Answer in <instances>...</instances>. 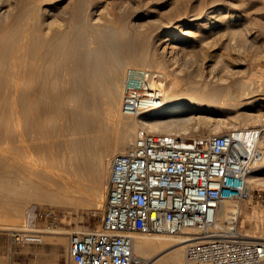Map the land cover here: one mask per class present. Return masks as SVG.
Wrapping results in <instances>:
<instances>
[{"label": "bare ground", "instance_id": "6f19581e", "mask_svg": "<svg viewBox=\"0 0 264 264\" xmlns=\"http://www.w3.org/2000/svg\"><path fill=\"white\" fill-rule=\"evenodd\" d=\"M6 1L7 7L0 12V130L4 135L18 134L13 138L19 144L9 146L11 153H32L37 161L20 162L13 154L20 162L16 166L8 161L9 153L0 154V230L40 231L41 239L52 238L55 246L65 243L70 231H89L78 225L72 229L38 225L32 207L47 202L100 210L112 158L130 146L139 128L184 139L219 133V127H209L211 123L225 125V132L241 130L248 139L257 140L260 152L248 182L264 185V76L254 81L250 73L230 68L219 54L206 48L201 52V40L197 48L194 44L180 46L182 58L196 63H184L193 66L194 78L190 70L189 83L179 80L183 64H178V75L171 72L178 60L173 43L183 37L182 27L205 19L203 25L211 37L202 39L204 43H210L213 35L212 39L222 38V30L234 18L222 11L228 0H213L209 9H204L203 0H194L191 6L197 12L185 21L182 9L189 6V0H180L181 14L173 10L176 16L166 19L167 23L158 19V14H165L159 0ZM210 15L218 16L217 22L208 20ZM140 17L149 23V34L160 28L164 31L167 36L161 42H168L163 48L172 43L169 55H150L141 44L142 51L137 48L136 43L145 40L148 32L138 26ZM127 19L133 20L129 25L137 35L134 38L143 33L142 40L129 37L132 34L121 23ZM171 27L181 28L171 31ZM152 62L156 69L147 84L157 89L152 93L157 97L137 114L124 113L121 106L128 70ZM241 213L246 210L239 201H224L215 216V231H239ZM240 233L246 239H264V228ZM188 242L183 235L135 233L133 251L147 260L145 264H185Z\"/></svg>", "mask_w": 264, "mask_h": 264}, {"label": "built area", "instance_id": "2783aa9c", "mask_svg": "<svg viewBox=\"0 0 264 264\" xmlns=\"http://www.w3.org/2000/svg\"><path fill=\"white\" fill-rule=\"evenodd\" d=\"M151 73L128 70L124 113L137 114L157 97L152 94L157 89L147 84ZM259 154L257 140L241 130L184 139L139 128L130 146L112 158L99 226L67 234L68 264H145L133 251L135 233L189 238L185 264H264V239L214 229L224 201L264 198V189L248 182ZM32 215L34 220H59L51 207L36 208ZM13 235L42 241L40 231Z\"/></svg>", "mask_w": 264, "mask_h": 264}, {"label": "rangeland", "instance_id": "374dc122", "mask_svg": "<svg viewBox=\"0 0 264 264\" xmlns=\"http://www.w3.org/2000/svg\"><path fill=\"white\" fill-rule=\"evenodd\" d=\"M160 2H162L164 5L162 7L161 10H165L162 11V13L165 15H162L161 13L158 14L157 16H159V21L161 20L162 23H167L166 19L168 21V19H170L171 17H173V15H178L179 13L181 14V12H179L178 8H179V2L180 0H159ZM194 0H189L186 1L188 2V7L191 6V4H194L193 2ZM215 1V0H214ZM213 0H203V4L204 9H209L210 3L214 2ZM217 1H221V0H217ZM229 4L227 6V8H224V10H222L223 12H228L230 14H234V18L232 20V22H230V24L224 28L221 32V36L223 35V37L221 38L220 36L209 39L208 42L210 43H204V39L206 38H210L211 35H208L209 33H211V31L209 32L208 27L206 28L203 25L204 20H197V23L194 26H189V27H182L185 31L184 35H182V38H177V40L173 43L174 45H176L177 47L175 48V54H177L178 56V60L175 62L174 64V68H172L171 72L174 74H177L179 72L177 71V67L178 64H183L184 66H181L183 69L182 73L179 74V80L182 82H188L190 81L191 77L192 79L194 78L192 72H193V66L192 62L195 63L194 61H191L190 58L188 59H183L182 58V53L183 52L181 50V45H193L197 48V46L199 45L200 40L203 42L199 48V50L202 48V51H204L203 48H206V50H210V53L213 52L214 54H219L221 57L220 59H224L227 60L230 68L232 69H236L238 71H240L243 74L246 73H250L251 74V78L256 81L258 79V77H262L264 76V0H228ZM231 1V2H230ZM178 2V3H177ZM193 2V3H192ZM3 0H0V12L3 13L2 11L4 10V8L7 7V1L5 0V4L3 5ZM175 3V4H174ZM178 5H177V4ZM232 3V4H231ZM231 4V5H230ZM175 5V6H174ZM174 6V7H173ZM177 6V8H176ZM186 7V8H188ZM174 8V9H172ZM186 8H183V20L185 21L186 19L189 18H194V13L195 11L197 12V10L193 9V7L191 6L190 8H188V10ZM171 9V10H170ZM178 10V12L176 10ZM191 9V10H190ZM176 11V13L173 12ZM181 10V9H180ZM190 10V11H189ZM186 11V12H185ZM194 11V12H193ZM188 12V13H187ZM193 12V13H191ZM169 13H171L170 15H168ZM185 13V14H184ZM188 14V15H186ZM213 15V13H210ZM162 15V16H160ZM167 15V16H166ZM175 15V16H176ZM212 15L209 16L208 20H210L211 22H217L218 16H215V18L212 17ZM156 16V17H157ZM188 16V17H187ZM192 16V17H191ZM163 17V18H162ZM164 19V20H162ZM214 19V20H213ZM128 22L126 24H123L125 22H121L122 25L127 29L128 34L130 35V33L132 35H130L129 37H133V39H137L134 38L135 34L131 31L132 30L131 26L129 24L132 25L131 19H127ZM139 20V21H138ZM136 22L138 23V26L142 27V29L144 28V30H147L148 32H146L145 34H148L146 36H149L151 38H144L143 33L141 35V37L143 36L142 42L140 40L141 37H139L138 39H140L139 41L141 43H136L137 48L139 46V48L142 47L143 51H145L146 49L149 51H145L146 53L148 52V54L152 55V53L155 52L154 55H163V54H167L169 55V50L171 47L172 43H169L168 46H166V48H163L164 45L166 44V42H161V40L166 37L167 35H165L164 31L160 28L159 30L157 29L156 31H153V33L150 32L149 34V23L147 22L146 18L144 19V17H140ZM146 20V21H145ZM207 20V19H206ZM236 20V21H235ZM144 21V22H143ZM160 21V23H161ZM164 21V22H163ZM202 21V22H201ZM140 22L142 25H140ZM148 24H146V23ZM260 22H263L262 24H260ZM146 26H145V24ZM128 24V25H127ZM148 25V27H147ZM129 26V29H128ZM179 27V28H181ZM146 28V29H145ZM175 29L173 27H171V31H178V29ZM199 29V30H198ZM143 31V30H142ZM199 31V32H198ZM145 32V31H144ZM189 32V33H188ZM225 32V33H224ZM231 32H235L234 35H232L233 33ZM231 33V34H229ZM127 34V37H128ZM134 34V35H133ZM194 34V35H193ZM198 34V35H197ZM226 34V35H224ZM193 35V36H192ZM203 35V36H201ZM137 36V35H136ZM135 36V37H136ZM187 36V37H186ZM219 38V40H218ZM221 38V39H220ZM197 39V40H196ZM204 41H203V40ZM216 39V40H215ZM212 40V42L210 41ZM137 40H135V42H139ZM191 43V44H190ZM198 43V44H197ZM141 44V45H140ZM196 44V45H195ZM206 44V45H205ZM181 46V47H180ZM145 47H147L145 49ZM194 47V48H195ZM138 48V49H139ZM142 49H139L142 51ZM168 50V51H167ZM198 50V49H197ZM205 50V51H206ZM184 53V52H183ZM222 59V60H223ZM193 60V59H192ZM191 61V62H190ZM184 63H191L188 64L189 66L185 65ZM208 63H211V61ZM152 66H151V65ZM196 64V63H195ZM194 64V67L196 66ZM150 66L145 65V67L143 65L140 66H135L134 64H132L131 66L134 68H146L149 70H153L156 69V65L153 62L149 63ZM147 66V67H146ZM191 66V69H190ZM189 67V68H188ZM209 68V66H207ZM208 68H206L207 70H209ZM229 68V67H228ZM191 70V72H189ZM191 74V77L189 75V73ZM188 73V75H187ZM259 73V74H258ZM187 76H186V75ZM188 77L190 78L188 81ZM191 79V80H192ZM261 109L264 111V106L261 107ZM121 111V109H120ZM241 120L236 119V122H240ZM215 124V125H214ZM258 124H261V122ZM219 127L220 132H225V130H227L228 128H225V125H219L216 123H211L209 127ZM214 125V126H213ZM223 130L221 132V129ZM258 128H261V125L257 126ZM136 130V129H135ZM1 131V130H0ZM264 132V130H263ZM262 132V134H263ZM135 134H132V138ZM177 135V134H176ZM2 136V138H1ZM180 136V135H178ZM13 137H18L17 133H11V134H5L4 132H0V154L2 153V155H4V153H9L8 155L10 156L8 158V161L11 162L13 165H18L17 162H24L25 161L27 163H35V161H37L36 159H34L32 157V153L30 154H23L19 155L16 153H11L13 151L12 147L9 148V146H14L18 143L17 139H14ZM7 138V139H5ZM13 138V139H12ZM5 139V140H4ZM10 149V150H9ZM9 151V152H8ZM30 151V150H29ZM28 153V151H26ZM25 152V153H26ZM12 154V155H11ZM15 154L18 158V160L16 161L15 158ZM7 155V154H6ZM7 155V157H8ZM19 155V156H18ZM32 158H30V156ZM21 157V158H19ZM32 161V162H31ZM16 162V163H15ZM19 162V163H20ZM11 164V165H12ZM36 164V163H35ZM2 177H7V174H1ZM107 183V181H106ZM107 187V185H106ZM252 188L255 189H264V185L262 184H251ZM107 189V188H106ZM240 203V202H239ZM241 206L246 210V213H241L238 217V229L240 232L245 231L246 229L250 230V231H258L261 230L262 228H264V198L262 199H257L256 197H252L251 199L247 200V201H243L240 203ZM53 208L55 209V211L59 214V220L56 223H52L50 221H46L44 219H35L34 222L38 223V225L41 224V226L44 225H53V226H62L66 229H72L73 227H75L76 225L80 226V227H86L87 229H95L99 226L100 220H101V215H102V210H103V206L100 210L95 211L94 209L90 208V207H78V208H74L72 206H62V205H52L49 204L47 202H42V203H36L33 207L32 210H35L36 208ZM40 223V224H39ZM16 231H13L10 233V231L8 230H0V264H68V257H67V234H65V243H61L57 246L53 245L54 241L51 238H44L42 237V241L39 243H35V242H29V241H25L24 238L22 236H20V238L16 239L15 236L13 235V233H15ZM71 232V231H70ZM22 234V233H21ZM47 240V241H45ZM56 247V248H54Z\"/></svg>", "mask_w": 264, "mask_h": 264}]
</instances>
